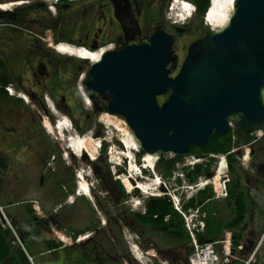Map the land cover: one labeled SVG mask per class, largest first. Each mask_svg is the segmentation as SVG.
Segmentation results:
<instances>
[{
  "label": "flooded vegetation",
  "instance_id": "af4514ba",
  "mask_svg": "<svg viewBox=\"0 0 264 264\" xmlns=\"http://www.w3.org/2000/svg\"><path fill=\"white\" fill-rule=\"evenodd\" d=\"M189 1L195 4L196 12L192 14L191 18L181 23L172 14L174 0H5L0 3V6L8 5V3L11 5L9 8L0 9V81L4 78L8 79L9 84L5 88L8 91L7 87H11L15 94V96L10 95V100L7 102L9 105L5 108L6 111L7 109L11 110V113H5L15 115V117H8L13 122H10L6 131L3 130L6 132V138L0 142V196L5 185L19 182L25 188L22 189V192H17L15 196L19 200L17 195L24 194L26 197L19 202L27 203L28 192L26 189L31 186V183H34L33 177L36 175L41 187L45 185L46 177L53 179L52 182H56V184L59 183L56 190H54L55 186L48 188L44 193L46 196H51V194H47L49 192L55 197L67 199L75 191V187L71 191L72 187L68 189L65 183H62L61 189L60 180L57 179V176L54 177L55 167L53 165L56 161H48L49 152L36 139L35 131H38L40 123L39 114L43 112L50 119H53L55 114L50 108L51 104L47 102L45 94L50 97L52 104L54 103L53 107L70 115L77 136L88 131L96 137L103 136L104 132H108L104 130L107 126L103 128L101 124L104 125L103 115H109V102L90 83L94 63L108 52L121 51L133 41L142 43L144 40L150 39L155 32L163 31L174 38L172 54L175 62L171 63L169 67L173 70L172 76H177L187 56L188 47L198 39L205 37L209 30L214 29L209 25L211 22L206 19L207 14L200 10L202 0ZM59 45L67 47L68 51H62ZM58 46L67 55L60 54ZM75 50L88 53L91 56L84 57L79 52L80 56H78ZM93 56H97V58H93ZM78 83H81L80 86ZM17 89L29 94L32 105L38 108L37 114L28 115L29 105H26L18 97ZM97 118L100 125L94 123ZM256 141L249 144L252 159L248 163L250 168L244 180V189H249L250 195L252 191L261 194V184L264 183V149L258 151L259 155L263 156L262 160H257V150L259 149H255ZM35 143V146L41 148H31V144ZM105 146L107 148L106 143L100 148L97 157L94 160L91 159L93 162L88 160L87 152L83 153L81 159L86 160L92 166L98 188L105 191L108 198L115 202L113 207L116 212L114 211L112 214L108 208L101 206L103 214L107 217L106 228H102L100 225L102 223L99 222L91 228L92 232L87 234L84 239H80L78 234L73 236V232L66 233L67 235H65L71 238V242L55 248L62 246L66 248L67 246L74 249L79 247L84 250L83 254H86L88 245L92 244L93 249L100 253L103 247L97 242L106 238V229L109 228L111 234L115 233L116 235L117 233L119 237L120 235L123 237L125 225L138 237L143 236L145 224L138 222L137 214L123 207L127 195L121 190V181L116 178L118 174L114 172L112 177V174L109 173L110 166L107 164ZM241 150V148L230 150L226 153L227 158L229 155H237L241 159L244 155ZM34 155L37 156L35 161L33 160V163L36 162L35 167L30 164L25 168L24 162L32 161ZM241 164L243 165V163ZM19 176H21L20 179ZM87 176L89 175L87 174ZM241 192L243 193L242 190ZM4 196L3 199L0 198L2 201L4 200L3 202L7 201L9 207L17 203L10 200L11 194L5 193ZM115 196L116 198L113 199L112 197ZM262 205H259L260 209L257 211L258 220H256L255 213L252 215L253 211L252 213L248 212L251 211L248 207L246 215L249 214V216H246V219L237 227L248 230L249 226H260L262 220L264 221V200ZM57 213L58 210L54 214L40 219L32 214L29 216L31 219L21 226L19 219L11 216V213H9L11 219L8 218L4 211L10 225L13 226L11 223L13 222L19 230L21 239L25 240L27 237L32 239V246H37L42 241L41 237L44 232L58 238L59 235L55 228L65 230L57 220ZM28 229L34 230L29 231ZM7 230L11 231L9 225L4 220H0V240ZM38 231L39 233H37ZM52 231L54 235L51 234ZM33 233H37V235H31ZM33 236L38 237L40 242L35 241ZM254 237L256 235H249L246 240H254ZM10 242L14 248H18L15 241ZM182 250H184L180 253L183 256L182 260L180 256L172 255L166 251H159L158 254L162 259L167 260V264L179 262L185 264L191 255V249L185 245ZM122 255L127 257L125 249L122 251ZM129 260L134 264L131 259ZM150 263L156 264L154 261Z\"/></svg>",
  "mask_w": 264,
  "mask_h": 264
},
{
  "label": "water",
  "instance_id": "95a60500",
  "mask_svg": "<svg viewBox=\"0 0 264 264\" xmlns=\"http://www.w3.org/2000/svg\"><path fill=\"white\" fill-rule=\"evenodd\" d=\"M173 43L158 31L92 68L90 83L108 100L109 114L127 122L143 155H186L233 126L264 129V0H235L224 26L188 47L175 77Z\"/></svg>",
  "mask_w": 264,
  "mask_h": 264
},
{
  "label": "rangeland",
  "instance_id": "374dc122",
  "mask_svg": "<svg viewBox=\"0 0 264 264\" xmlns=\"http://www.w3.org/2000/svg\"><path fill=\"white\" fill-rule=\"evenodd\" d=\"M2 1H5V0H0V3ZM9 4L10 3H8V5ZM224 10H226V8ZM207 15H206V18H207ZM209 25H211L212 28H215V25H213L212 22L209 23ZM60 54L67 55V53H63V52H61ZM80 84L78 83L79 86H80ZM16 94L19 95L18 97L26 105H29L28 115L37 114L38 108H35L32 105L31 98L29 97L28 93L17 89ZM45 95H46L47 100H48L47 102L48 103L50 102V104H51L50 108H52V110L54 111V113L56 115L54 114V118L50 119L47 117V114H45L43 112L41 114H39L40 123L38 126L39 127L38 131H35L36 139H38L41 142V144L44 147H46V150L49 152L50 155H49L48 161H50V162L56 161V163L53 165V167H55V171H54L55 176L54 177L57 176V179L60 180L59 182L61 183V189H62V183H65V184H67L68 189L70 187H72L71 191H73V189L75 187V191H73L74 193L72 192V194L69 193L70 195L68 196L67 199H65V198L63 199L62 197H59V198L55 197V196H53L52 193H49V192H47V194H51V196H46V195H44V193H46V190H48V188H51L52 186H55L54 190H56L57 184H59V183L56 184V182H52L53 179H49L48 177H46L45 181H44L45 185L43 187H41L38 184V176L36 175L33 177L34 183H31V186L26 189V191L28 192L27 203H22V202L20 203L19 202L21 199H24L26 197V196H24V194L17 195V196H19V200H17V198L15 196V194L17 192H19V193L22 192V189L25 188L24 185L19 184V182L18 183L11 182L9 185H5L6 187L3 190V192H1L0 197H2V199H3L5 197L4 196L5 193L11 194L12 197L10 198V200H12V202H17V203L14 204L12 207H9L8 206L9 203L6 200H5L6 202H3L4 200L2 201L0 198V206L3 207L8 218H10L9 213H11V216H15L16 219H19L21 226L24 225L25 223H27L31 219V217H29V216H31L29 214V211L33 215H35V217L40 219V218H44V217L46 218L50 214H54L58 210V213H57L58 219L57 220H58L59 224L61 226H63V229H65V230H61L57 227V228H55L56 232L57 233L61 232L63 235H65L66 233L70 234V232L71 233L73 232V236H75L78 233V232H76L77 230H83V231L85 230L86 231L88 228H91V227H94L95 225H97V223L105 221L107 219V217L105 216V214H103V211H102L103 208H108L110 213L114 214V211L116 212L115 207H113V206H115V202L113 200H111L110 198H108V195L106 194L105 191H102L101 189L98 188V182H97L96 177H94V171H93L92 166L86 160L83 161L81 159V156H79L77 150L73 146L71 147L72 138L77 137V134L74 131V122H73L72 118H70V115L59 111L56 107H53L54 103L52 104L50 97H48L47 94H45ZM5 100L0 98V102L4 103V104L0 103V122H1L0 123V142H2V140L6 138V132H4L3 130L6 131L7 128L9 127L10 122L11 123L13 122L12 120H9L8 117H10V116L15 117V115L5 113V112L11 111L8 109L6 111L5 108L9 104L7 103L8 99H7V101H5ZM164 100H165V96L159 97L160 103L163 102ZM6 114H8V115H6ZM103 116H104V120L102 122L104 123V125L99 122L98 118L100 119V117H98L94 121V123L97 125L101 124L103 128L105 126H107L104 128V130H106L108 132H106V133L104 132L103 136L96 137V135H92L91 132L88 131L83 135H80V136L78 135V137H80L82 139L84 137L86 139H89L88 143H89L90 149H93L95 144L99 145L100 141H103V143H106V145H107V148H106L107 150L109 149L110 145H115L117 152H121L122 150L126 151V148L124 147V145L122 143V141H123L122 139L126 135L125 134L126 131H129L132 134L130 127L128 126L127 122L121 116L114 115L113 118L110 117L111 122L108 121L107 115L104 114ZM19 119H22V118H19ZM19 119H17V120L19 121ZM61 123H64L66 125L67 131H64V133H62V131L60 129H55V127L60 125ZM230 132L231 133H229L225 137L228 139H231V143H232L231 150H234L236 148H241L243 150V153H244V155H242L241 159L239 157H237V155L235 156L237 158V160L234 163V170H232V171H231V168L229 165V159L227 158L226 152H224V153H218V152H214V151L213 152H207V151L201 152L200 151V150H202L201 148H196L197 149L196 151H191V152L189 151L188 154L181 155V156H175L172 154L160 155L159 157L155 156V157H157V160H156L154 167H153L154 171L150 168L145 167L147 170L142 168V166L145 165V162L143 160L144 155L140 156L141 159H139L137 157L138 153H140V151H141V148H139V150L137 152H133L134 154L132 155V157L136 158L137 165L135 166V163L133 161H132L133 163L131 162L130 164H128V160H127L126 163L122 167L124 169V172H125V176H122L123 180L125 179V177H128L129 174L134 175L133 178L131 177V180L133 179L131 182L132 188L131 189L127 188L128 189V191H127V189L124 187L125 190L127 191L126 192L127 196L124 199L123 207L125 209H127L128 211L130 210L131 212L137 214L136 216L139 217V214L140 213L144 214V212L146 210V208H145L147 205L146 201L150 200V198H153V197H161L162 196L164 198H167V200H169L171 202V205H172V208L174 211H176L173 207V204H172L173 203L172 198H174V197H177L178 200L181 201V205L184 209H187L189 207H193L189 204H190V201H192L194 198L196 199V204L204 203L205 201L210 199V201L214 202V203L215 202H217L219 204H222L224 202L226 203L225 206H223V208H222V211H223L222 218L223 219H225V218L229 219L230 218V216H229L230 215L229 214L230 208L226 207L228 196L226 198H217L214 194V188L211 186H206L204 189H200L198 191L196 189L190 190V189L185 188V186H188V185L193 186V184L200 182L201 179H199V178H201V177H202V180H204L205 178H209V177H206V174L208 171H209V173H212L213 175H211V176L214 177L216 171L218 172L220 170L222 171L223 169H225L226 172L228 173V175L230 176L229 184L227 183L228 189H230V187L231 188H234L236 186H238V188L240 187V189L243 191V193L245 194V197H246V207H247V209L249 207V210H251L248 212L252 213V211H253L252 215H254V213H255V216H257L256 220H258L259 215H258L257 211H259V209H260L259 205H262V201L264 200V198H263L264 197V183L261 184L262 185L261 190H260L261 194L259 192L256 193V192L252 191V193L250 195L249 189H244L245 188V186H244L245 181L244 180H245V175L250 168V165H248V163H250V160L252 159V155L250 153L251 152V146H249V144L252 142H255L256 140L257 141L255 144V149H259V150H257V157H258L257 160H262L261 158L263 156L259 155L258 151L264 149V146H263L264 145V142H263L264 129L245 132V131H242L239 128L233 126V128ZM248 132H250V133H248ZM258 135H260V136H258ZM247 136L251 137V140L250 139L247 140ZM104 138H106V139H104ZM135 142H136V140H135ZM31 145H32L31 148H37V149L41 148V147L35 146L36 143L31 144ZM52 151H55V152L53 153ZM87 155H88V160L90 162H93L91 160L89 154H87ZM36 157L37 156L34 155L32 161L24 162L25 164H23V166L25 168H27V165L30 166V164H31V166L35 167L36 162L33 163V160L35 161ZM162 159H164L166 161L167 160H169V161L174 160L172 163L173 164L172 165V167H173L172 173L168 177L163 174V171H161V170L159 171L156 168ZM225 161L227 162L228 169L224 165ZM240 162L243 163L244 166ZM107 164L110 166L109 167V170H110L109 173H110V175L112 174V177L114 176L113 173L115 170H116V174L122 175L121 174L122 171H120L118 168L116 169V167H115L113 170L112 164L109 162V160H107ZM197 165L204 167L205 172H204V175H199L197 179H194L192 181L188 177V174L190 172L194 171ZM223 166L225 168H223ZM20 169H22V168L20 167ZM132 170H134V171L131 174ZM10 171H12V170H10ZM87 174L89 176H87ZM179 175H182V178L178 177ZM81 176L84 177L83 180L85 182L89 183L90 188H91L90 194H85V195H83L82 193L79 194L80 191L78 192V188H79L78 187V181H81V179L79 178ZM20 178H21V176H19V179ZM63 180H64V182H63ZM160 182H162V184L159 185L158 183H160ZM52 183H54V184H52ZM124 183H125V180H124ZM141 183H144L143 185H150V184H152V185H151V187H148V189H146L147 192L145 193V191H143L142 187H141L142 189L135 188V187H138L137 185H140ZM155 183H157V185ZM136 191H138L139 194H136ZM204 191H206V192H204ZM262 191H263V193H262ZM205 194H207V195L202 200L201 198L204 197ZM228 195H229V193H228ZM112 198L114 199V198H116V196L112 197ZM199 198L203 202H200ZM34 200L39 202V204H38V206L40 207L39 213H36L37 211L34 208V205H37V203H33ZM101 206H103V208ZM225 209L226 210L228 209V210L226 211ZM176 212L178 213V211H176ZM178 215H180V214L178 213ZM248 216H249V214H248ZM170 218H171V215L169 216V219ZM164 221H165V219H164ZM138 222L142 223L140 220H138ZM11 223L13 225V228H15V230L17 231V235L19 236V238H21L19 230H17V228L14 226L13 222H11ZM144 224H145L144 228L148 227L149 229H147V231L152 234V236H149L151 238H149V240H148V241H150V243L146 242L143 239V238L146 239V236H141L140 239H138L139 237H135V235H137V234H134L132 231H130V233L133 235L132 238L135 239L136 242L137 241L140 242L141 251L143 252V254H142L143 257L141 259L142 262H139V260H137L135 258V256H133L131 254L130 247L126 241L127 238H124V236H123V243L126 245V248H127L126 252H127L128 256L132 257L133 261H135V264H151L150 261H152V262L154 261L156 264H160L162 259H161V256L158 254V252L162 251L166 247L169 248L170 246L174 245L175 243H178V244L181 243L182 247H185V245H188L191 249L190 233L187 231L186 226H184V232H186V233L184 235H177L176 233H180V232H177L176 229H173V230L172 229H165L163 227V225H162V227H158V226L153 225V224H151L152 227H149L148 226V225H150L149 223H144ZM184 225H185V221H184ZM263 227H264V221L262 220V222L260 223V226H256V229L258 228L259 229L258 231H260L261 229H263ZM27 228H28V226H27ZM158 228H163V233H159L157 235V233L161 232V230H162V229L160 230ZM66 229H67V232H65ZM33 230L31 229L29 231H33ZM244 230H246V229H244ZM236 231L237 230H235V232ZM248 231H251V229H248ZM88 232L90 233V231H87V233ZM11 233H12V231H11ZM37 233H39V231ZM87 233L82 234V236L87 235ZM51 234L54 235V232L52 231ZM65 237H67L68 241L71 242L70 237H68V236H65ZM10 239H14L13 234L11 235ZM171 241H173V242L175 241V242L172 243ZM31 242H32V239L27 237V238H25L24 244H25V247L27 248L28 252L32 256V258L35 257V259L37 260L39 258V251L44 252V251L48 250V246L47 245H44V246H34L33 245L32 246ZM15 243L18 244V239H15ZM97 243H100L102 247H105L104 246L105 242L103 240H98ZM90 249L91 248L88 247L87 251ZM72 250L73 249L69 248L68 250L65 251V253L68 255L70 252L72 253ZM183 251L184 250H182L178 253H181ZM146 252H151V253L154 252L157 255V257L155 259H154V257H151V256L148 257L146 255ZM55 256H56V253L52 256V258H55ZM34 264H35V262H34ZM65 264H67V262H65Z\"/></svg>",
  "mask_w": 264,
  "mask_h": 264
},
{
  "label": "trees",
  "instance_id": "16d2710c",
  "mask_svg": "<svg viewBox=\"0 0 264 264\" xmlns=\"http://www.w3.org/2000/svg\"><path fill=\"white\" fill-rule=\"evenodd\" d=\"M200 10L203 13H206L209 7L211 6L210 0H202L200 3ZM9 84L8 79H2L0 81V98L3 100H10L9 97H11L8 94V91L6 90V86ZM239 131V130H238ZM247 132V131H245ZM250 133V132H248ZM227 139V140H226ZM251 140V137L247 136V140ZM209 145L207 147H202V151H207V152H218V153H224V152H229L232 148V143L231 139L226 138L225 136L220 137L215 135L208 143ZM106 148V146H105ZM104 148V149H105ZM196 147L191 145L190 147V152L191 151H196ZM53 153L55 151H52ZM142 153L138 154V158ZM233 156V158H230ZM229 155V165L231 168V171L234 170V163L237 160V158L234 155ZM174 160H164L162 159L159 163V165L156 167L159 171H163V174L165 176H170L173 170L172 163ZM122 169V170H121ZM119 169L120 171H124L123 168ZM205 172L204 167L197 165L195 170L190 172L188 174V177L193 181L194 179H197L199 175H203ZM209 173V171L207 172ZM120 187L121 190L126 193V191L123 188L122 183L120 182ZM230 187V186H229ZM206 192V191H204ZM136 194H139L138 191H136ZM207 194L204 195L201 199L203 200L206 197ZM200 199V198H199ZM200 199V202H203ZM146 210L144 214H140L138 220H140L142 223H149L153 224L156 226H161L163 224V227L165 229H176L177 235H184L186 232H184V221L182 220L181 216L178 215L176 211L173 210L171 202L167 200V198L164 197H153L150 198V200L146 201ZM227 202L229 204L233 205L234 204V210H232V217L230 219H223L222 216L216 214L215 217H213V210L214 208L208 207V205H205L206 212H207V226L205 229V233H199L198 234V240L201 243H206V242H215L217 238L221 235V232L227 229H234L237 230L236 228L237 225L241 222H243L246 218L247 214V207H246V197L245 195L241 192V189L238 188V186L229 189V195L227 198ZM191 206L196 205V199L194 198L192 201H190ZM29 214L32 215V213L29 211ZM171 215V218L168 221H164L165 216ZM158 224V225H157ZM158 226V227H159ZM237 231L234 234L233 240H234V247H237L240 239L242 237V233H237ZM184 232V233H183ZM11 231L7 230L5 231V235L3 238L0 240V264H32L31 261L28 259L27 254L25 250H23L19 245L18 248H14L11 244L10 241L13 239L11 238ZM31 235H37V234H31ZM30 235V236H31ZM189 236V235H188ZM35 238V241L40 242V239L36 236H33ZM250 240V239H249ZM42 242V241H41ZM250 242V241H249ZM48 248L50 249H55V247H58L61 245L60 242L57 241H48ZM27 249V248H26ZM246 250V248H245ZM244 253V251L242 252Z\"/></svg>",
  "mask_w": 264,
  "mask_h": 264
},
{
  "label": "built area",
  "instance_id": "2783aa9c",
  "mask_svg": "<svg viewBox=\"0 0 264 264\" xmlns=\"http://www.w3.org/2000/svg\"><path fill=\"white\" fill-rule=\"evenodd\" d=\"M8 90H11L8 88ZM260 136V135H258ZM248 153V152H247ZM119 154H113V150H109V159L111 162L120 163ZM225 167L228 169L227 162H224ZM223 166V168H225ZM223 169L222 171H216L214 177L205 178L200 182L192 185L185 186V188L197 191L204 189L206 186L214 188V194L217 198H226L228 196L227 183L230 181V176ZM123 175L118 176L120 179ZM178 177L182 178V175ZM219 179V180H218ZM162 184V182L160 183ZM188 198V197H187ZM173 207L181 215L187 231L190 233L192 251L189 256L188 264H229L233 261L242 262V264H264V233L256 240L251 243L249 248L245 250L246 246L244 243H239L237 247H234L232 241V235H228L220 242H206L201 243L198 240V234L204 233L206 229V216L207 213L202 209V205H195L184 209L181 205V201L177 197L172 198ZM37 213L40 212V207L34 205ZM169 219V215L165 217V220ZM0 220H4L9 224L8 218L4 215L3 207L0 206ZM10 225V224H9ZM15 233V231H14ZM81 239V238H80ZM221 245V249L218 250L217 245ZM135 246V245H134ZM245 250V251H244ZM246 252V254L242 253Z\"/></svg>",
  "mask_w": 264,
  "mask_h": 264
},
{
  "label": "crops",
  "instance_id": "0c3cea01",
  "mask_svg": "<svg viewBox=\"0 0 264 264\" xmlns=\"http://www.w3.org/2000/svg\"><path fill=\"white\" fill-rule=\"evenodd\" d=\"M210 202H211L210 200H207L204 202V205H208V207H210L211 209L212 208L215 209V210H213L212 216L215 217L216 214L222 216V213H223L222 208H223V206H225L226 203L224 202L222 204H219L217 202H215V203L214 202L210 203ZM227 203L228 204L226 207L230 208L229 209V214H230L229 216L231 218L232 217V210L235 209L234 204L230 205L229 202H227ZM105 222H106V220L103 222H100V223H102V224H100V225H102V228H106L107 224H105ZM148 226L152 227L151 224ZM159 227H161V226H159ZM251 227L252 226H249V228H248V229H251V231L244 230V229H242V227L237 228L238 229L237 233H240V232L242 233V237L240 239V242L246 244V249H248L250 246V242H249L250 240H246V237H248L249 235H256V237H258V236H260V234H262L264 232V227L260 231H258L259 230L258 228L256 229V226H253L252 228ZM91 228H88L86 231L84 230V232H83V230H77L76 232H78L77 233L78 235L85 234V233H87V231H90V233H91L92 232ZM123 229H124V231H123L124 238H130V237L132 238L133 237V235L130 233L131 229L129 227H127L125 225V227H123ZM147 229H149V228L148 227L144 228L142 235L146 236V239L145 238H143V239L146 242L150 243V241H148V240H149V238H151L149 236H152V234L150 232H148ZM158 229H160V230L162 229V230H161V232H158L157 235L159 233H163V228H158ZM109 231H110L109 228L106 229V234H105V235H107L106 238L100 239V240H103L105 242V245H104L105 247H103V249L101 250L100 253H97L96 250L93 249L92 244L88 245V247H90L91 249L88 250L86 252V254H83L84 250L80 249L79 247H77V248L75 247L72 250V253L70 252L68 255L65 253V251L69 249V247H67V246H66V248H64L62 246L59 248H55L53 250L48 248V250H46L44 252L39 251V258L37 260L35 259V257L32 258V256H31V258L33 260V264H34V262H35V264H62V263L65 264V262H67V264H132V262H130V260H129V259H131L133 261L132 257L128 256V254L126 255L127 257L122 255V251L124 249L127 251L126 245L123 243V239H121L123 237L121 235L119 237V235L117 233H116V235H115V233L111 234ZM228 233H230L234 237L235 230H233V229L224 230L223 232H221V235L217 238V240L214 243L222 241L228 235ZM56 238L57 237L54 238V237L50 236L48 233L44 232V234L41 237L42 242L37 244V246L49 245L48 241H57V242H60L61 244H63L60 240H58V238L57 239ZM138 239H140V237ZM134 241L141 248L140 242H138V241L136 242V240H134ZM171 242L174 243L175 241L174 242L171 241ZM217 248H218V250H220L221 245L220 244L217 245ZM182 249H183V247H182L181 243H179V244L175 243L174 245L170 246L169 248L168 247L164 248L162 251L170 252L172 255L176 254V255L180 256V258L182 260L183 256H181V254L178 253V252L182 251ZM246 252L244 254H246ZM55 253H56L55 258H52V256ZM133 263L135 264V261H133ZM161 263L167 264L168 262H167V260L162 259ZM186 263H187V261H186ZM175 264H181V262L175 263ZM229 264H242V262L233 261L232 263H229Z\"/></svg>",
  "mask_w": 264,
  "mask_h": 264
},
{
  "label": "bare ground",
  "instance_id": "6f19581e",
  "mask_svg": "<svg viewBox=\"0 0 264 264\" xmlns=\"http://www.w3.org/2000/svg\"><path fill=\"white\" fill-rule=\"evenodd\" d=\"M234 1L235 0H212L211 1L212 4H211L210 9L207 13L208 14L207 20L209 22H212L213 25H215L216 29L218 27L224 26V24L228 21L229 16H230V11L233 9V6L235 4ZM9 7H11V5H1L0 9L1 8H9ZM225 8H226V10H224ZM185 10L189 11L190 8L187 6L185 8ZM59 46H58V49H59ZM66 48L67 47H65V46H60V49L62 51H68V50H66ZM60 49H59V51H61ZM78 52H76V53H78ZM79 53L84 57H90L91 56L88 53H83V52H79ZM79 53H78V56H80ZM93 58H97V56H93ZM107 116H108L107 117L108 121H110V117L113 118V116H111V115L107 114ZM55 129H60L62 131V133H64V131H67L66 125L64 123H61L60 125L56 126ZM125 134L126 135L124 136V138L122 140L125 143L126 151L119 152L118 153L120 156L119 158L126 157L127 155L132 156L134 154L133 152H135V150H139V148H140L139 145L137 144L138 142L137 143L135 142L134 137L132 136V134L129 131H126ZM88 142H89V139H86L85 137L82 139V138H79L77 136L75 138H72L71 147L73 146L77 150L79 156H82L83 153L87 152L89 154L90 158L92 160H94L97 157V153L99 152L98 144L97 145L95 144L93 149H90ZM156 160H157V157H155L153 155H150V154L145 155L144 156L145 167L146 168H152L154 166ZM133 171L134 170L131 171V174ZM133 176H134L133 174L132 175L129 174V176L125 177V179H124L125 185L127 186L128 189L132 188L131 182L133 179L131 180V177L133 178ZM80 182L81 183H80V189H79L80 192L79 193H82L83 195H85V193L89 194L90 189H91L89 183L85 182L84 180L83 181L81 180ZM143 184L144 183H141L140 185H138V187H135V188H137V189L143 188V191H145V193H146L147 192L146 189H148V187H151L152 184H150V185H143ZM155 184L157 185V183H155Z\"/></svg>",
  "mask_w": 264,
  "mask_h": 264
}]
</instances>
